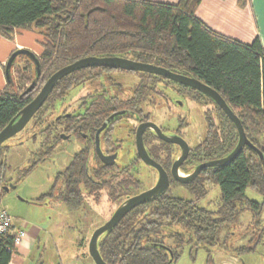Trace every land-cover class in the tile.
Segmentation results:
<instances>
[{
  "label": "trees",
  "instance_id": "trees-1",
  "mask_svg": "<svg viewBox=\"0 0 264 264\" xmlns=\"http://www.w3.org/2000/svg\"><path fill=\"white\" fill-rule=\"evenodd\" d=\"M202 1L179 0L171 5L146 0H0V35L12 40L16 30L39 33L43 37L39 41L42 52L36 56L41 75L47 72L48 79L83 58L125 55L198 79L222 96L239 117L249 141L264 154V44L257 38L245 45L209 29L196 17ZM240 6H244L243 0ZM20 59L26 63L22 69L16 67ZM17 61L12 68L14 79L0 91V132L34 99L36 87L26 92L34 81L40 80L36 78L32 60L21 56ZM108 70L111 69L87 68L61 80L31 121L32 127L46 124L47 111L53 110L72 89L86 82L99 81L101 74ZM142 75L147 79L145 86L140 85L138 89L145 91L148 99L159 97L158 76ZM108 82L110 91H120V84L113 79ZM210 101L212 108L206 110V137L192 148L189 162L182 168L185 174L201 163L228 156L238 144L235 124ZM125 103L118 97L108 103L103 101L96 106V113L90 116L88 125H100L105 107L112 105L119 110L126 106ZM97 111L101 112L99 116ZM75 119L72 116L69 120ZM56 124L59 125L57 121ZM47 130L39 132L44 134ZM163 145L168 162L165 168L169 169L175 156L171 155L169 144ZM42 147L47 150L41 151V160L31 164L25 176L56 148L55 145L48 147L45 141ZM9 148L7 143L0 147V185L9 184L4 176ZM113 171L106 166L91 168L86 157L76 155L63 174L69 191L61 192L59 197L70 209L79 210L86 195L99 199L105 191L110 200L115 201L129 193L130 186H140L134 175L128 173L119 178L118 184L112 182L107 176ZM173 183L186 188L195 195V200L175 198L165 192L135 209L100 238L99 251L107 264H172L179 258V249L186 240L195 247L205 243L215 246L222 230L238 220L241 213L250 211L257 215L263 207L246 195L249 188L264 195V168L258 153L249 147L225 167L204 170L189 184ZM211 184L220 188L216 212L197 203L208 195ZM52 191L38 201L53 196ZM165 238L177 241L178 245L173 248L164 243ZM253 246L233 252L253 251ZM16 248L11 238L0 236V264H10ZM86 256L92 259L88 251Z\"/></svg>",
  "mask_w": 264,
  "mask_h": 264
},
{
  "label": "rangeland",
  "instance_id": "rangeland-1",
  "mask_svg": "<svg viewBox=\"0 0 264 264\" xmlns=\"http://www.w3.org/2000/svg\"><path fill=\"white\" fill-rule=\"evenodd\" d=\"M15 35L16 31L13 39ZM41 39L43 40V37ZM24 66H26L24 60L17 61V68L22 69ZM45 73L47 72L40 75L38 85L33 92L34 98L48 80ZM104 77L103 81H94L90 83L91 85L87 83L85 89L83 87L72 89L64 101L57 102L53 110L47 111L44 116L48 119L47 123L56 121L65 109L74 108L79 97L87 92L86 88L89 85L95 92L101 89L102 84L110 91L108 77H111L121 87L120 91L112 90L110 92H122L119 93V96L124 99L125 96L133 92V88L139 80L135 73L121 71ZM170 93H162L159 97L149 99L147 106L149 116L156 125L166 130L167 135L180 129L184 140L190 148H194L206 137L207 108L195 103L188 104L184 99H182L184 106L174 104L173 100L169 102L170 97L177 98L172 92ZM45 126L47 125L33 126V128L30 123L24 131L7 142L10 148L6 154L7 167L4 170L6 171L4 176L7 182L16 187L9 192H4L2 203L17 226L24 225V222L42 226L49 225L48 230L42 236L48 240L42 243V247L34 250L28 264H75L77 261L81 264L80 261L83 260V254L88 251L89 240L93 232L109 220L117 206L112 204L104 194L99 203L90 197L82 208L72 210L59 197L65 186V178L60 174L67 169L73 156L81 147L76 139H72L71 142H57L54 152L46 154L44 156L46 158L25 176V170L36 160H41V151L47 150L41 144L46 134L39 132ZM133 151L132 147L124 146L119 163L123 166L128 165L130 157H133ZM175 152L177 153V150ZM139 170L138 178L143 183V189L147 190L153 187L156 182V173L145 165L140 166ZM180 173L186 175L182 169ZM53 187H55L53 196H47L38 201L43 195L49 194ZM209 188L208 195L197 203L200 207L216 212L219 208L220 188L214 184H211ZM168 193L175 198L187 200L196 198L186 188L177 184H172ZM246 195L250 200L263 205L257 215L248 211L241 213L238 220L228 224L222 230L219 243L215 246L205 243L195 247L186 240L179 249V258L173 264H234L235 262L230 258L231 250L249 248L253 244V251L240 252L238 264H264V195L252 188L247 190ZM83 241L84 246H82ZM167 244L173 248L178 245L175 240H168ZM85 259L84 263L93 264L92 259H88L87 256Z\"/></svg>",
  "mask_w": 264,
  "mask_h": 264
},
{
  "label": "flooded vegetation",
  "instance_id": "flooded-vegetation-1",
  "mask_svg": "<svg viewBox=\"0 0 264 264\" xmlns=\"http://www.w3.org/2000/svg\"><path fill=\"white\" fill-rule=\"evenodd\" d=\"M122 57L134 60L131 55H125ZM137 62H139V61H137ZM141 63H143V62H141ZM118 71L133 73V74L135 73V76L139 79L138 83L133 88V92L130 95L125 96L123 99L119 96L120 95L119 93H122V92L105 93L108 90L106 88H102L99 91L95 92V91H92V88L90 86L91 84L88 82V84H90V85L88 88H86L87 92L82 94L79 97V99L77 101V105L74 108H69L68 110L65 109L66 111L64 110L61 117H59L56 120L59 123V125H57V124L55 125L56 121H50V123H46L47 126H45V128H47L48 130L45 132L46 137L43 141L46 142L48 147H51L53 145H55V147H56V143L59 141L71 142L72 139H76L78 141V143L81 145V147H80L79 151L73 156V158L76 155L86 157L91 168H97L99 166H101V167L106 166V167L113 168L115 171H113V173H110L107 177H109V180H112V182H115L116 184H118L120 177L126 175L125 173H128L130 175H134L135 179L141 183L140 186L137 188L130 186L129 187V189H130L129 193H126L125 196L123 195L122 197H119L115 201L110 200L109 196L107 195V193L105 191H103V193H101V196L99 197V199H96V196H93V195H86V197L84 196L85 200L83 201L81 208L85 205V201L87 199H89L90 197L93 198V200L96 201V203H99V201L104 196V194H106L108 199L110 200V202L117 206V208H116V210H117L128 199H130L134 196H137V195L153 188L156 185L158 178H159L158 173L153 168L150 167L151 170H153V172L156 173L157 176L155 179L156 182H155L154 186L147 189V190L143 189V183L138 178V174L140 173L139 167L143 166V165H145V166H148V165L139 157V154L137 151V131H138V128L142 124H146L148 122H153L151 117L149 116L148 111H147V106L149 104L148 96H147L145 91H142V89L141 90L138 89L140 87V85L145 86L144 82L147 79V77L144 78V76L142 75L144 73H141V72H130V71H124V70H113V69H111V70H108V71L104 72L103 74H101L99 80L103 81V79H105V77H104L105 75H110V74L116 73ZM108 79L111 80L113 78L108 77ZM168 81L169 80H166L162 77H157L156 89L158 92H160L161 95H162V93L164 94L167 92H169V93L172 92L177 97V98L170 97L169 102H170V100H173L174 104H177L179 106H184V102L182 101V99H184V101L187 102L188 104H194L195 103V104H198L200 106H204L207 109L212 108L210 99L208 97H206L205 95H203L202 93H200L199 91L192 89L190 87H187V86L179 85V84L174 83V82H173V84H171ZM85 86H87V82L82 84L79 87L84 88ZM102 86L104 87V84H102ZM79 87H77V88H79ZM101 91H103V92H101ZM101 95L103 96L102 100H100ZM116 97H118L121 101L126 102L125 103L126 106L120 108L119 110H115V107H113L112 105H110L109 108L104 106L105 107L103 110L104 113L101 114V112L97 111L98 116L101 114L102 118H104L102 120V122L100 123V125L92 126V127H91V125H88V122L91 120L90 116H92V115H94V113H96V106L98 107L105 100L107 101V103H108V101L111 102V99L116 98ZM65 98L62 101H64ZM178 98H180V99H178ZM62 101H59V102H62ZM72 116H75L76 119L70 121L69 119ZM101 116L99 118H101ZM47 122H48V119H47ZM45 128H43V129H45ZM161 129L164 133H166L165 129H163L162 127H161ZM170 135L182 137V133H181L180 129L174 130L172 133H170ZM43 141H41V144L43 143ZM143 141H144L145 147H146L150 157L152 159H154L157 163H159L169 173L170 181H171L170 186L172 184H174L173 182H176V181L173 180V178L171 176V168H172L173 163L181 155L180 147L177 145L169 144L170 146L168 147V149L171 150V155L175 156V160L172 163L171 167L169 169H166L165 165L168 162H167V155L165 154V151H164V149L166 147H164V145H163V143H165V142L161 141L155 135L153 130H150V129L146 130L143 133ZM124 146L132 147L134 150L133 151L134 154H133V157L129 156L131 158L129 161V164L123 166L119 162L122 158L121 156L123 154ZM175 150H177V153L175 152ZM191 150H192V148H191ZM191 150H190L188 159L186 160L184 165L180 168V171L185 166V164L189 162ZM105 161L108 163H106ZM71 162H70V164H71ZM70 164H69V166H70ZM68 167H67V169H68ZM66 170L61 175H63L66 172ZM186 175H188V174H186ZM186 175H184V176H186ZM63 177L65 178V186L63 187V192L67 193L69 191V189L66 188L67 187L66 176L63 175ZM169 188L167 189L166 192L169 191ZM53 195H54V193H53ZM150 202L142 204V205L136 207L135 209H137L141 206H144ZM135 209H133L131 212H129L123 218V220L130 213H132ZM116 210L113 212V214L116 212ZM113 214H112V216H113ZM111 217L109 218V220L111 219ZM107 222H105L104 224H106ZM168 240H172V239H166L165 238L164 243H167ZM168 250L170 251V249H168ZM233 251H235V250L234 249L231 250L230 258H231V260H233V262H235L234 264H238L239 263V261H238L239 253H236Z\"/></svg>",
  "mask_w": 264,
  "mask_h": 264
},
{
  "label": "water",
  "instance_id": "water-1",
  "mask_svg": "<svg viewBox=\"0 0 264 264\" xmlns=\"http://www.w3.org/2000/svg\"><path fill=\"white\" fill-rule=\"evenodd\" d=\"M21 56L27 57L33 61L36 66V78L41 75L40 61L36 54L28 49H18L14 51L5 66V75L8 82L12 79V68L15 65L17 59ZM87 68H108L113 70H124L130 72H141L149 75H155L162 77L171 82L179 85L187 86L195 89L211 99L235 124L239 141L236 148L226 157L218 160L204 162L195 167V169L188 175L184 176L180 173V168L184 165L189 157L190 146L180 136L167 135L162 129L153 122L142 124L137 131V151L139 157L151 168H153L159 175L156 185L137 196L128 199L123 205H121L113 214L111 219L103 226L96 229L89 241L88 252L95 264H107L99 251V240L108 231L114 229L123 220V218L136 207L150 202L156 199L161 194L165 193L170 187V175L169 173L154 159H152L145 147L143 141V133L150 129L153 130L155 135L163 142L167 144L177 145L181 149L180 157L173 163L171 168V176L173 180L180 184H189L194 181L204 170L211 168L225 167L234 162L243 152L246 147L255 150L264 168V154L255 147L248 139L244 127L239 117L231 110L222 96L211 87L201 82L198 79L187 77L181 74L174 73L166 68L159 67L153 64L141 63L132 59L124 57H87L80 59L70 65L63 67L55 72L44 84L38 95L27 105L22 111L0 132V147L7 143L9 140L17 136L19 133L25 130L29 123L33 120L35 115L41 110L48 100L50 94L56 87V85L68 77L69 75ZM37 85L34 81L29 87L26 93L31 92ZM106 162V161H105ZM108 163V162H106ZM14 184H7L2 187L4 192H9L15 189Z\"/></svg>",
  "mask_w": 264,
  "mask_h": 264
},
{
  "label": "crops",
  "instance_id": "crops-1",
  "mask_svg": "<svg viewBox=\"0 0 264 264\" xmlns=\"http://www.w3.org/2000/svg\"><path fill=\"white\" fill-rule=\"evenodd\" d=\"M149 1L171 5L179 2V0ZM240 1L242 0H203L196 12V17L214 32L242 44L250 45L257 38L264 44V0H243L244 6H240ZM41 37L39 33L30 30H16L15 38L12 40L0 35V91H3L9 83L5 75V66L11 54L18 49H28L36 55H40L42 52V47L39 44ZM12 78L14 79V76ZM3 186L5 183L0 185V206H3ZM23 224L17 226L14 222L16 228H22L27 232V237L16 248L10 264H28L34 250L42 247V243L48 240L42 236L48 230L49 225L42 226L28 222ZM85 254H83V260L80 261L81 264L86 262ZM78 262L75 264H79Z\"/></svg>",
  "mask_w": 264,
  "mask_h": 264
},
{
  "label": "built area",
  "instance_id": "built-area-1",
  "mask_svg": "<svg viewBox=\"0 0 264 264\" xmlns=\"http://www.w3.org/2000/svg\"><path fill=\"white\" fill-rule=\"evenodd\" d=\"M0 236L11 238L13 244L20 246L27 237V232L22 228H16L13 219L4 206H0Z\"/></svg>",
  "mask_w": 264,
  "mask_h": 264
}]
</instances>
